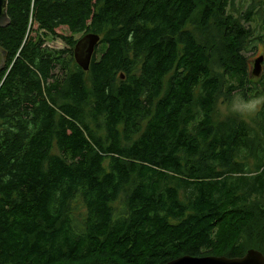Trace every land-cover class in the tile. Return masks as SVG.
I'll use <instances>...</instances> for the list:
<instances>
[{"label": "trees", "instance_id": "trees-1", "mask_svg": "<svg viewBox=\"0 0 264 264\" xmlns=\"http://www.w3.org/2000/svg\"><path fill=\"white\" fill-rule=\"evenodd\" d=\"M234 2L10 0L0 264L264 253V112L256 128L217 120L222 96L264 94L247 55L264 34ZM89 33L102 41L85 71L76 36Z\"/></svg>", "mask_w": 264, "mask_h": 264}, {"label": "water", "instance_id": "water-1", "mask_svg": "<svg viewBox=\"0 0 264 264\" xmlns=\"http://www.w3.org/2000/svg\"><path fill=\"white\" fill-rule=\"evenodd\" d=\"M10 0H0V28L8 26L11 22L9 15ZM102 41L97 33L86 34L81 38L75 48V59L85 70L91 69L93 58ZM7 52L0 47V71L5 68ZM264 54L255 61L254 75L260 76L263 72ZM166 264H264V253L258 249H249L243 257L228 256H192L185 255Z\"/></svg>", "mask_w": 264, "mask_h": 264}, {"label": "rangeland", "instance_id": "rangeland-1", "mask_svg": "<svg viewBox=\"0 0 264 264\" xmlns=\"http://www.w3.org/2000/svg\"><path fill=\"white\" fill-rule=\"evenodd\" d=\"M253 9V22H252V26L253 28L257 31V34H264V15L263 14V10H264V0H235L234 5H233V10L237 11L238 15H244L245 12H247L248 10ZM262 13V17H260L258 15V13ZM59 32L64 34V35H68L70 36V30L66 27H62L59 29ZM44 32L42 31V34ZM84 35H77L76 38L78 40H80L81 38H83ZM45 45L52 48V49H64V48H68L67 43L62 40L61 38L57 37H49L48 39H46ZM100 47V46H99ZM262 54H264V42L259 43L254 49H252L251 51H249L247 53V55L249 56L250 59V67H251V71H252V75L254 76V78H258V77H262L264 74V63H263V72L260 76H255L254 75V69H255V61L257 58H259ZM100 57V55H99ZM217 69L219 70V68L217 67ZM239 91L235 92L238 93ZM241 93V92H240ZM228 99H226L224 96H222L218 102L217 105V120L221 121V120H225L228 117H237L234 115H225L223 112H221V105L226 103ZM239 118V117H237ZM240 119V118H239ZM247 122L253 127L256 128L257 124L255 122V118L247 120ZM253 160L251 161V165L253 164Z\"/></svg>", "mask_w": 264, "mask_h": 264}, {"label": "clouds", "instance_id": "clouds-1", "mask_svg": "<svg viewBox=\"0 0 264 264\" xmlns=\"http://www.w3.org/2000/svg\"><path fill=\"white\" fill-rule=\"evenodd\" d=\"M221 112L225 115H234L243 121L255 118L264 112V94L245 95L233 94L226 103L221 105Z\"/></svg>", "mask_w": 264, "mask_h": 264}, {"label": "bare ground", "instance_id": "bare-ground-1", "mask_svg": "<svg viewBox=\"0 0 264 264\" xmlns=\"http://www.w3.org/2000/svg\"><path fill=\"white\" fill-rule=\"evenodd\" d=\"M170 73V72H169ZM80 74V73H79ZM199 95V94H198ZM89 108V107H88ZM147 120V119H146ZM252 132V131H251ZM256 159V158H255ZM257 162V161H256ZM259 164V163H258ZM251 167V166H250ZM226 169V168H225ZM183 200V199H182ZM186 202V201H185ZM181 216V215H180ZM176 223V222H175ZM259 243V242H258ZM252 244V243H251ZM262 249H263V247H262Z\"/></svg>", "mask_w": 264, "mask_h": 264}]
</instances>
